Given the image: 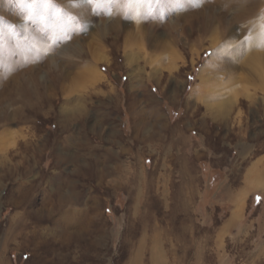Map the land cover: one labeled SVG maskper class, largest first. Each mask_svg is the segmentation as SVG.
Returning a JSON list of instances; mask_svg holds the SVG:
<instances>
[{"label": "rangeland", "instance_id": "374dc122", "mask_svg": "<svg viewBox=\"0 0 264 264\" xmlns=\"http://www.w3.org/2000/svg\"><path fill=\"white\" fill-rule=\"evenodd\" d=\"M254 1L0 0V264H264Z\"/></svg>", "mask_w": 264, "mask_h": 264}, {"label": "bare ground", "instance_id": "6f19581e", "mask_svg": "<svg viewBox=\"0 0 264 264\" xmlns=\"http://www.w3.org/2000/svg\"><path fill=\"white\" fill-rule=\"evenodd\" d=\"M244 2L245 4H246V6H248L249 7V9H250V7H253L254 8V6H255V1L253 0V1H251V0H241V2ZM257 1H259V0H257ZM259 4V3H258ZM259 182V181H258ZM255 183V182H254ZM253 184V183H252ZM256 187V186H255ZM246 193V192H245ZM245 199V198H244ZM243 201V200H242ZM238 207H240V205L238 204L237 205ZM241 206H243V205H241ZM237 207V208H238ZM236 211V210H235ZM239 211V210H238ZM240 212V211H239ZM236 213H238V212H236ZM241 213V212H240Z\"/></svg>", "mask_w": 264, "mask_h": 264}, {"label": "snow or ice", "instance_id": "6c2138e0", "mask_svg": "<svg viewBox=\"0 0 264 264\" xmlns=\"http://www.w3.org/2000/svg\"><path fill=\"white\" fill-rule=\"evenodd\" d=\"M90 2H91V0H90ZM23 3V2H22Z\"/></svg>", "mask_w": 264, "mask_h": 264}]
</instances>
